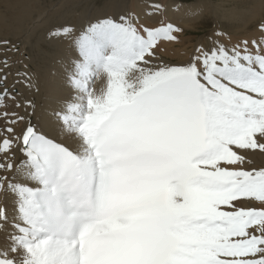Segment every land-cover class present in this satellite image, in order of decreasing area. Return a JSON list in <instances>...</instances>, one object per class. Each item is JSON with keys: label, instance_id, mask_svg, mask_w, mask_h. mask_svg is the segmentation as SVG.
<instances>
[{"label": "snow or ice", "instance_id": "1", "mask_svg": "<svg viewBox=\"0 0 264 264\" xmlns=\"http://www.w3.org/2000/svg\"><path fill=\"white\" fill-rule=\"evenodd\" d=\"M183 31L120 15L51 33L75 48V95L52 113L63 141L33 123L0 139V264H264V39L154 63Z\"/></svg>", "mask_w": 264, "mask_h": 264}, {"label": "bare ground", "instance_id": "2", "mask_svg": "<svg viewBox=\"0 0 264 264\" xmlns=\"http://www.w3.org/2000/svg\"><path fill=\"white\" fill-rule=\"evenodd\" d=\"M46 1L51 0H0V46L15 53L11 75L20 89L19 93L10 92H18V89L13 88L12 81L11 86L8 82L6 86L5 82L8 91L6 98L0 101V108L7 113L13 111L17 116L3 115L0 118V139L5 137L2 132L9 138L19 136L28 124L33 123L45 125V131L51 133L50 138L59 142L64 140L59 122L55 121L52 113L75 95L66 70L76 51L71 40L51 34L60 25L79 29L97 17L133 15L138 23L147 27L171 22L183 28L178 42L161 43L157 50L158 59L154 61L157 64H184L201 45L212 47L219 42L230 48L244 40H257L259 33V37L264 39V0H198L190 3L179 0H108L103 1L100 8L85 4V0ZM157 4L161 6L159 9L155 7ZM190 10L195 14H190ZM207 23H211L207 36L194 39L188 35V32L206 28ZM97 86H100L99 81ZM12 95L14 100L10 104L11 101L7 100ZM19 117H24V120ZM50 118L55 125L52 128L48 127ZM11 120L17 121L10 124ZM5 124L13 127V137L6 132ZM19 148L17 146L15 152L9 154L16 164L24 159ZM248 157L252 161L250 167H264V153L250 152ZM3 174L10 179L13 177L12 172ZM3 202L11 212L12 197L5 198ZM252 206L260 207V204L252 202ZM11 231V225L0 230V247L6 248L10 244L8 236Z\"/></svg>", "mask_w": 264, "mask_h": 264}, {"label": "rangeland", "instance_id": "3", "mask_svg": "<svg viewBox=\"0 0 264 264\" xmlns=\"http://www.w3.org/2000/svg\"><path fill=\"white\" fill-rule=\"evenodd\" d=\"M60 1H63V0H51V1H46V2H48V3H53V2H60ZM74 1H80V0H74ZM103 1L104 2H106V1H108V0H85V4H88L89 3V5H91V6H94V7H97L98 6V8H100L101 7V5L103 4ZM174 1H177V0H174ZM179 1H181V2H184V3H190V2H197L198 0H179ZM97 4V5H96ZM211 23H207V26H206V28H199V30L198 31H195V32H188V35H191L194 39H199V38H201V37H205V36H207V34H209L210 33V25ZM208 26H209V28H208ZM260 34V33H259ZM259 34H257V41H260V40H262V38L261 37H259ZM195 42V41H194ZM20 44V43H19ZM13 46H14V48H15V44H13ZM1 48H0V76H6V86H7V82L8 83H10V86H11V84H12V82H13V85L12 86H14L13 88H17L18 89V92H14L13 90H11L10 92H13V93H19V91H20V89H19V87L18 86H16L15 85V82H14V79H13V77H12V72L14 71V61H15V59H16V57H15V53L13 54V52H10L11 51V49H8L7 47H5V46H0ZM12 53V54H11ZM11 55V56H10ZM10 56V57H9ZM13 56V57H12ZM5 62H6V68H5ZM13 63V64H12ZM8 65H10V66H8ZM4 67V70L2 69ZM11 68V69H10ZM12 74V75H11ZM13 79V80H12ZM12 81V82H11ZM9 86V85H8ZM9 92V93H10ZM8 93V94H9ZM13 95H15V94H13ZM13 95L11 96V100L10 99H8L7 101H13L14 100V98L12 99V97H13ZM6 98V97H5ZM5 98H3V99H5ZM7 101H6V105H7ZM11 102H9L10 104H13V102L11 103ZM4 113H7L6 111H2L1 110V108H0V118L4 115ZM8 116H17L16 115V113H14L13 111H11L10 113H8ZM14 121H17V120H11L9 123L11 124V123H13ZM7 124V123H6ZM6 124L4 125L5 126V130L8 128V127H12V126H10V125H7L6 126ZM13 128V127H12ZM7 132V131H6ZM2 134H4L5 135V137H7L8 135H6L4 132H2Z\"/></svg>", "mask_w": 264, "mask_h": 264}]
</instances>
